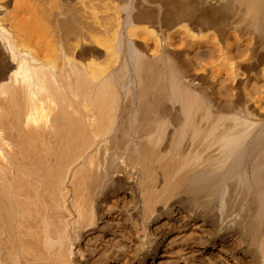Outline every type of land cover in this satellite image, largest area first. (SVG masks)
Returning a JSON list of instances; mask_svg holds the SVG:
<instances>
[{"label": "bare ground", "instance_id": "6f19581e", "mask_svg": "<svg viewBox=\"0 0 264 264\" xmlns=\"http://www.w3.org/2000/svg\"><path fill=\"white\" fill-rule=\"evenodd\" d=\"M199 260L264 264V0H0V264Z\"/></svg>", "mask_w": 264, "mask_h": 264}, {"label": "rangeland", "instance_id": "374dc122", "mask_svg": "<svg viewBox=\"0 0 264 264\" xmlns=\"http://www.w3.org/2000/svg\"><path fill=\"white\" fill-rule=\"evenodd\" d=\"M203 262H204V259L202 260ZM201 261L199 260V262H196V263H198V264H205V263H203V262H201Z\"/></svg>", "mask_w": 264, "mask_h": 264}]
</instances>
